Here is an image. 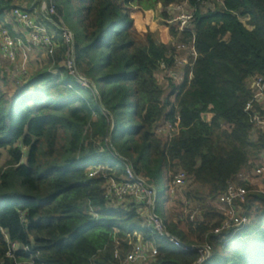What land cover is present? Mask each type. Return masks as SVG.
<instances>
[{"label":"trees","instance_id":"obj_1","mask_svg":"<svg viewBox=\"0 0 264 264\" xmlns=\"http://www.w3.org/2000/svg\"><path fill=\"white\" fill-rule=\"evenodd\" d=\"M27 1L0 0V23L13 35L7 19L16 7L32 8L35 0ZM55 2L69 29L68 23L77 22L84 30L79 41L71 29L77 65L93 85L84 88L65 66L55 65L56 74L48 65L25 76L11 99L0 89V159L8 156L0 171V228L21 245L9 257L0 229V264H120L114 254L119 249L125 256L134 233L159 250L144 264H193L198 253L181 251L154 233L135 201L106 198V176L125 180L132 164L154 185L161 173L169 182L184 170L187 196L203 204L205 221L196 227L175 223L169 204V230L194 243L219 223L210 200L264 150V132L252 137L245 111L251 77L264 74V0H216L215 9L196 12L195 36L169 24V10L181 2L200 8L203 0ZM158 6L165 33L179 44H194L198 53L193 78L188 82L187 67L172 109L177 85L171 81L164 89L158 71L162 61L174 67L178 48L143 29L144 10ZM41 20L49 22L43 15ZM176 113L179 134L171 140L156 136L157 123L166 114L174 120ZM98 165L102 170L90 177ZM252 207L253 219L232 241L211 236L213 254L203 264H264V195L252 196Z\"/></svg>","mask_w":264,"mask_h":264},{"label":"built area","instance_id":"obj_2","mask_svg":"<svg viewBox=\"0 0 264 264\" xmlns=\"http://www.w3.org/2000/svg\"><path fill=\"white\" fill-rule=\"evenodd\" d=\"M215 8L216 0H203L200 8L190 5L188 2H181L170 8L169 11L172 17L168 20V23L173 26H178L181 32H190L195 36L196 12L199 9L206 11ZM40 9L42 15L49 20V23L60 28L65 35L69 47L65 67L69 74L74 76L82 87H91L93 82L80 72L77 65L74 32L65 23L62 26L57 25V22L52 18L53 15H58L55 0H43ZM172 9L178 10L177 16L174 17L171 12ZM10 17L15 25L21 29V34L16 36L11 35L9 29L3 23H0V53L5 58L13 61L17 58H22L23 64L20 66L22 70L20 71V75L16 76L17 82L19 83L28 75L24 71V66L28 63L27 59L29 60V57L37 50L43 51L50 58L53 57L56 52V42L52 32L46 26V22L35 15V9L16 7L12 10ZM170 40L172 44L178 46V49H187L190 51V55L178 56L175 60L174 67H168L165 61H162L160 64L158 73L163 74L165 71L166 86H169L171 81L177 85V90L171 98L170 109H172L177 107L176 97L179 93V88L186 81L187 67H190L188 82L193 78L192 70L198 53L194 44H179L173 36ZM32 50L33 53L29 55ZM249 87L252 91V97L247 103L245 111L250 115L253 124L254 132L252 137L257 138L258 131L264 132V74L253 75L249 81ZM256 105L260 107V110L255 108ZM175 117L173 120L166 114L156 125V136L171 140L178 135L180 132L178 122L180 116L176 113ZM101 170L102 167L99 166L92 170L89 176L92 177ZM127 174L128 178L125 180H118L114 177L106 176V198L119 202L128 200L135 201L137 203L135 206L136 211L154 233L168 239L181 251L197 252L199 256L193 264H203L213 254L212 235L219 238L222 243L232 241L238 233L246 229L253 219L256 207L247 208V206L250 204L252 196L258 194L264 195V150L256 157L250 159L249 163L237 174L236 179L229 181L226 189L216 199L210 200L209 203L211 206L221 214V219L217 225L209 229L204 235L203 240L197 241L196 239L194 243L185 242L179 236L172 233L168 228L165 217L158 214V189L150 184L145 177L139 175L132 164L127 166ZM189 182V177L184 170H178L176 173H172L168 182L171 196L170 202L175 206L177 204V210H175L176 213L173 216L175 223L185 224L191 222L196 227L197 223L205 221V208L203 204L187 196L186 190L189 187ZM21 217L22 221H24L23 213ZM0 229L6 235L8 245L7 255L15 258L17 251L21 247L20 243L12 241L4 230L2 228ZM129 237L130 248L126 251L125 256H121L119 249L114 254V257L119 259L120 264H144L158 255V248L150 244H145L140 234L134 233ZM25 251L31 255L35 253L28 246L25 247Z\"/></svg>","mask_w":264,"mask_h":264},{"label":"rangeland","instance_id":"obj_3","mask_svg":"<svg viewBox=\"0 0 264 264\" xmlns=\"http://www.w3.org/2000/svg\"><path fill=\"white\" fill-rule=\"evenodd\" d=\"M20 3H23L24 5H28L27 0H19ZM43 0H35V2L32 5H29V7H32L35 9V15L41 19L42 11H41V6H42ZM183 4V3H182ZM141 11V10H140ZM143 11V10H142ZM146 11V19L143 24V29L146 33L151 34L154 39L157 41L164 40V41H169L171 42L170 38L172 37L171 34H166L165 33V19L162 16V8L161 6H158L157 8L149 11V10H144ZM172 14L177 16L178 10H171ZM54 16V15H53ZM52 16V17H53ZM45 22V21H44ZM48 22V21H47ZM57 25L62 26L64 21L61 17V15H58V21ZM8 23L11 24L16 33L14 36L21 34V29L15 25L13 22L12 18L10 17L8 19ZM46 26L48 29L52 32L55 42H56V52L53 57H48L46 53L43 51H36L33 55L29 57V60L27 59L28 63L24 66V71L27 72L28 75H31L32 73L37 72L43 66H52V69L54 70V73L59 74V68L57 69L55 65H58L59 67H64L66 58H67V53H68V42L65 38V35L63 31H61L60 28H57L56 26L50 24L49 22L46 23ZM58 26V27H59ZM68 26L70 29H72L75 34L77 40H82L83 35H84V30L83 28L79 25L77 22H71L68 23ZM11 35H13L11 33ZM172 43V42H171ZM175 45V44H174ZM178 48V46H176ZM187 49H178L179 55H190V51ZM33 50L29 53L32 54ZM26 61V62H27ZM23 64L22 58H17L14 61L5 58L2 53H0V69H1V76H0V89L5 92V94L8 96L9 99L13 98L15 93H16V87L20 83L17 82V75H20V71L22 70L20 66ZM55 66V68H54ZM57 69V70H56ZM56 71V72H55ZM158 79L163 85L164 89H169L170 86H166L167 80L165 78V71L162 73H158ZM166 83V84H165ZM168 98L169 96L166 95ZM8 159L7 155H3V157L0 159V171L3 168L6 160ZM97 168L99 167L96 166ZM101 167V166H100ZM154 186L158 189L159 191V197H158V203H157V212L159 215L163 216L166 218V210L169 206V204L172 206L173 209V216L176 213L175 210L176 206L172 205L171 202H167L166 196H168V176L165 173H161L158 177V182L153 183ZM170 207V206H169ZM167 219V218H166Z\"/></svg>","mask_w":264,"mask_h":264},{"label":"crops","instance_id":"obj_4","mask_svg":"<svg viewBox=\"0 0 264 264\" xmlns=\"http://www.w3.org/2000/svg\"><path fill=\"white\" fill-rule=\"evenodd\" d=\"M9 18H10V17H9ZM9 18H8V19H9ZM14 30H15V29H14Z\"/></svg>","mask_w":264,"mask_h":264}]
</instances>
